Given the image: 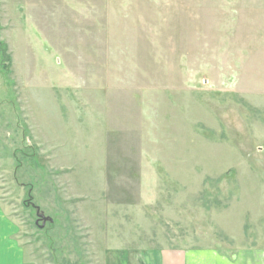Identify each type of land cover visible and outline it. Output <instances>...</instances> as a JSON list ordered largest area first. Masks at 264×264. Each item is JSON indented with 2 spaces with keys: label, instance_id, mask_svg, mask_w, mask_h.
Returning a JSON list of instances; mask_svg holds the SVG:
<instances>
[{
  "label": "rangeland",
  "instance_id": "obj_1",
  "mask_svg": "<svg viewBox=\"0 0 264 264\" xmlns=\"http://www.w3.org/2000/svg\"><path fill=\"white\" fill-rule=\"evenodd\" d=\"M0 203L25 264L263 248L264 0H0Z\"/></svg>",
  "mask_w": 264,
  "mask_h": 264
},
{
  "label": "crops",
  "instance_id": "obj_2",
  "mask_svg": "<svg viewBox=\"0 0 264 264\" xmlns=\"http://www.w3.org/2000/svg\"><path fill=\"white\" fill-rule=\"evenodd\" d=\"M115 257V256H114ZM119 259L106 264H264V247L224 253L212 248L125 251ZM0 264H25L24 252L17 241V226L0 203Z\"/></svg>",
  "mask_w": 264,
  "mask_h": 264
}]
</instances>
